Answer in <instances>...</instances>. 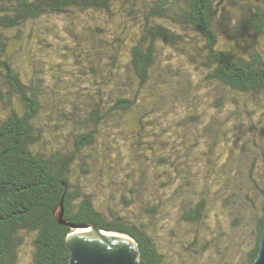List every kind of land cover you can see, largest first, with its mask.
Listing matches in <instances>:
<instances>
[{"label":"trees","instance_id":"obj_1","mask_svg":"<svg viewBox=\"0 0 264 264\" xmlns=\"http://www.w3.org/2000/svg\"><path fill=\"white\" fill-rule=\"evenodd\" d=\"M237 6L236 0H0V264H18L22 234L35 237L34 264H68L66 237L83 225L132 238L139 264H165L160 238L174 236L170 221L177 215L191 238L210 233L207 203L222 173L221 186L232 195L239 174L263 199L254 247L241 263L253 264L264 227V175L259 182L254 172L264 152L256 160L246 144L216 142L226 130L239 139L241 123L229 119L239 122L235 108L246 112L248 101L260 108L264 102V0ZM116 20L135 26L128 45L103 35ZM62 22L65 35L58 34ZM36 38L38 52L76 40V48L67 46L68 78H61L59 62L33 53ZM21 48L30 71L14 56ZM50 72L56 82L47 79ZM202 84L219 92L207 93L209 111L192 108L189 137L172 119L178 110L164 104L173 97L189 111ZM175 136L186 145L164 141ZM93 184L109 191L105 203Z\"/></svg>","mask_w":264,"mask_h":264},{"label":"rangeland","instance_id":"obj_2","mask_svg":"<svg viewBox=\"0 0 264 264\" xmlns=\"http://www.w3.org/2000/svg\"><path fill=\"white\" fill-rule=\"evenodd\" d=\"M236 2L238 4L237 7L240 9L242 8V6H244L245 0H236ZM98 20L100 21L101 18H99ZM63 26H65V24H63L62 22L60 25V29L58 30L59 35H65V33H61V28ZM79 29L80 27H77V32H79ZM41 30L42 33H46L45 29L42 28ZM106 30L107 32L103 34L104 36H117L120 39L125 40L126 45H128L126 41L129 42L132 38L133 33L136 31L135 26L132 27L129 24L124 25V22L120 20H116L115 22L108 24L106 26ZM48 38H51L52 40H55L57 42L58 40H61L57 37L52 38V36H49ZM65 39H67V37H65ZM68 43L69 44L64 45L55 42L50 51L44 50L42 52H38L37 48L39 47V45L38 39L36 38L32 50L33 53L41 56V60L49 58L51 61L54 60V62H59L63 66L61 78L64 79L68 78L69 74L73 71L71 70V68H69L71 62H73V59L70 58V51L68 47H77L75 39L70 40ZM75 52L77 53V50H75ZM13 53L21 69L30 71L32 66L31 64H27L25 62L26 54L24 53L23 48L14 51ZM175 54L176 53L172 51L170 54L171 58H173ZM33 58L36 59V56H33ZM175 62L177 61L175 60ZM51 73L53 72H50V74L46 75L47 79L50 81L52 79L56 82ZM82 82L88 83L86 80L75 81L74 83L80 84ZM210 91L213 94L215 92L217 94L219 92V89L214 88V86H204V84L196 88V90H194V93L196 95L193 99L199 100H192L189 111H187L185 107H181L173 103L175 102L173 100V97L168 98V103H165L164 106L171 110H178V115L173 116L172 119H174V121L177 123L175 124V126L178 129L181 127V133L192 137L190 131L194 129L195 124L189 125L190 119L187 116L191 111H193L192 108L194 107V105L199 104L200 108L205 109L206 111H209L210 108H213L212 105L207 106V103H209L211 99L206 95ZM220 92L225 94L224 91ZM239 101V103L245 104V101L243 99L239 98ZM231 103L232 102L230 100L225 102L228 110L230 109L228 104ZM237 105L239 106V104ZM246 106V112L241 111L242 107L240 108V106L239 110L235 108V110L240 114L239 122H236L234 119L229 117V119L233 121L235 125L241 123V125H239V129L242 132L238 133L240 135L239 139L238 137L236 138L235 131H233V134H231L226 130L224 131V133H221V138H217L216 142L218 144H220L221 142H225L228 143L229 146H234V148L237 149H239L241 145L246 144V151L255 154L257 160L258 157L260 158L261 153L264 152V102L262 103L261 108L256 107L254 104H252L251 101H248L246 103ZM1 116L2 115H0V117ZM250 117H252V120H250ZM246 121L248 123L244 124V122ZM183 122H186L188 124L184 126L186 128L185 130H183L181 126ZM223 124L224 122L220 125V127H222ZM226 128L233 127L228 126ZM253 132H255L254 136H252ZM253 139L254 143L252 141ZM164 141H166L167 144L175 145L176 147H182L183 145H186V140L183 138H177V136L164 139ZM193 143H195V141ZM253 147L254 149H252ZM223 156H225V153L223 154ZM227 158L228 156L222 158V160H226ZM222 160H220L219 163H221ZM254 173V178L261 182L262 180H260V176H258V174L264 175V165L260 162L259 159L257 160V163L255 162ZM218 175L219 177H221L215 180L216 182L214 183L217 185L219 184L220 186L216 188L213 194H211V198L213 200L207 203L210 208L212 207L209 214L210 217L207 220V226L210 227V233H207L206 238L204 237V235L199 236L196 239L191 238L188 231L178 225L176 221V219L178 218L177 215L176 219L170 221V229H172L174 236H172L171 238H169V236L160 238V247L166 260L165 264H241L246 260L247 253L253 249L256 238L255 226L257 220L262 215L263 199L260 196L259 192L252 190L250 186L244 184V176L240 177L239 174L236 175L237 187L236 191H234V194L232 195L231 193H229L230 191L227 186H221V182L226 177L224 176V173ZM228 186L231 187V184H228ZM98 187L99 186L93 184L91 191L98 198V202L105 203L110 198L109 191H105L104 189L98 190ZM107 188L109 189V187ZM161 229L162 228H160V231ZM191 231L193 235V230ZM164 232L163 234H165ZM204 238L206 243H204ZM34 239L35 237L33 235H21V246L19 249L18 264H34ZM194 241H197V243H194Z\"/></svg>","mask_w":264,"mask_h":264},{"label":"water","instance_id":"obj_3","mask_svg":"<svg viewBox=\"0 0 264 264\" xmlns=\"http://www.w3.org/2000/svg\"><path fill=\"white\" fill-rule=\"evenodd\" d=\"M63 210L59 214L60 223ZM66 237L70 252L68 264H139L137 243L130 237L108 232L94 226H72ZM253 264H264V227L259 251Z\"/></svg>","mask_w":264,"mask_h":264}]
</instances>
